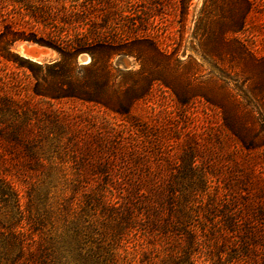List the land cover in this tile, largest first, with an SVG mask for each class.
Returning <instances> with one entry per match:
<instances>
[{
	"label": "rangeland",
	"instance_id": "374dc122",
	"mask_svg": "<svg viewBox=\"0 0 264 264\" xmlns=\"http://www.w3.org/2000/svg\"><path fill=\"white\" fill-rule=\"evenodd\" d=\"M118 1L116 34L123 43L153 41L173 56L174 63L161 70L174 85L189 81L208 95L218 92L223 65L203 60L189 45L203 0H190L183 40L179 12L172 8L177 0ZM259 8L245 35L263 54L264 1ZM24 45L38 46L18 44L22 56ZM44 50L35 62L59 59ZM81 56L80 64L91 61ZM188 56L198 63L191 80L175 63ZM110 64L135 73L143 67L134 56H116ZM151 64L144 63V71L158 72ZM28 74L0 63L6 84L0 97L30 104L33 132L32 152L0 137V174L20 200L19 211L14 200L0 198L6 226L55 252L64 264H176L174 255L190 241L184 230L193 231L197 264H264V153L240 149L203 100L183 106L155 83L129 116L119 115L94 105L35 99Z\"/></svg>",
	"mask_w": 264,
	"mask_h": 264
},
{
	"label": "trees",
	"instance_id": "16d2710c",
	"mask_svg": "<svg viewBox=\"0 0 264 264\" xmlns=\"http://www.w3.org/2000/svg\"><path fill=\"white\" fill-rule=\"evenodd\" d=\"M263 1L203 0L189 45L203 60L223 65L220 88L214 95L204 93L200 85L189 81L174 85L161 70L165 64L174 63L173 56L153 41L123 43L116 34L118 0H0V63L28 70L34 81L32 97L42 102L72 101L126 116L158 83L183 106L203 100L216 111L223 130L240 149L264 153V53L254 51L252 45L256 41L245 35L254 15L262 13L259 4ZM189 6L190 0H177L172 7L179 12L181 40ZM21 43L48 48L59 59L48 63L32 61L17 51ZM80 55H88L91 61L80 64ZM116 56H134L143 67L136 73L113 68L110 61ZM147 61L158 67V72H145ZM175 63L183 65L185 80L186 76L191 80L198 67L196 59L188 56L184 63L179 60ZM3 86L6 84L0 78V88ZM25 103L0 97V137L32 152V119L26 111L30 110V104ZM0 198L5 203L14 200L20 211L14 185L1 174ZM99 203L107 204L103 199ZM130 217L131 214L125 219L129 221ZM184 232L190 241L182 251H177L179 255L177 252L174 255L178 259L176 264H197L191 252L193 231ZM25 236L0 221V264H64L55 252L49 253L44 245L35 246L36 241H28Z\"/></svg>",
	"mask_w": 264,
	"mask_h": 264
},
{
	"label": "bare ground",
	"instance_id": "6f19581e",
	"mask_svg": "<svg viewBox=\"0 0 264 264\" xmlns=\"http://www.w3.org/2000/svg\"><path fill=\"white\" fill-rule=\"evenodd\" d=\"M30 48H33V49H35V50L37 51V54H38V55H37L36 57L33 56V55H29V53H28V51H27L25 45L22 47V54H23L25 57H28V58L33 59V60H38L39 57H40V55H42V54H44V53L46 52L44 49L39 48V47H30ZM83 56H84V55H82L81 57H83ZM86 62H89V58H88V60H86Z\"/></svg>",
	"mask_w": 264,
	"mask_h": 264
},
{
	"label": "water",
	"instance_id": "95a60500",
	"mask_svg": "<svg viewBox=\"0 0 264 264\" xmlns=\"http://www.w3.org/2000/svg\"><path fill=\"white\" fill-rule=\"evenodd\" d=\"M30 46H32V45H30ZM37 47H39V46H37ZM39 48H42V47H39ZM26 49H27L29 55H33V56H35V57L38 55V54H37V51H36L35 49L30 48V47L27 46V45H26ZM43 49H44V48H43ZM26 58H27V57H26ZM28 59H30V58H28ZM30 60H32V59H30ZM32 61H34V60H32Z\"/></svg>",
	"mask_w": 264,
	"mask_h": 264
}]
</instances>
